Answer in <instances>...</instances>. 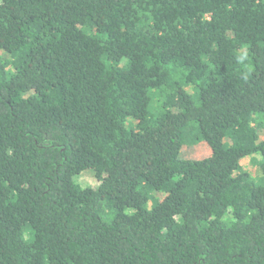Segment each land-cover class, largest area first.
I'll return each mask as SVG.
<instances>
[{
  "label": "trees",
  "instance_id": "1",
  "mask_svg": "<svg viewBox=\"0 0 264 264\" xmlns=\"http://www.w3.org/2000/svg\"><path fill=\"white\" fill-rule=\"evenodd\" d=\"M259 130L264 0H0V264H264Z\"/></svg>",
  "mask_w": 264,
  "mask_h": 264
},
{
  "label": "rangeland",
  "instance_id": "2",
  "mask_svg": "<svg viewBox=\"0 0 264 264\" xmlns=\"http://www.w3.org/2000/svg\"><path fill=\"white\" fill-rule=\"evenodd\" d=\"M191 86V85H189ZM189 90L193 89L188 87ZM259 133L264 136V130H259ZM210 153V148L205 142H198L193 145L185 144L182 149V156L187 158H200L207 156ZM260 160V155L254 154L242 159V166L244 169L248 170L253 175H258L259 167L258 161ZM76 180L82 185L96 187L98 185V180L95 178L94 172L92 170H84L77 177ZM256 180H258L256 178Z\"/></svg>",
  "mask_w": 264,
  "mask_h": 264
}]
</instances>
